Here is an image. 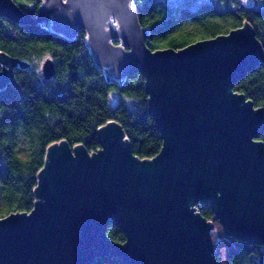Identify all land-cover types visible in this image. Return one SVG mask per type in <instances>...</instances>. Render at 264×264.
Instances as JSON below:
<instances>
[{"label":"water","instance_id":"95a60500","mask_svg":"<svg viewBox=\"0 0 264 264\" xmlns=\"http://www.w3.org/2000/svg\"><path fill=\"white\" fill-rule=\"evenodd\" d=\"M135 0H42L35 19L67 39L79 33L98 70L114 82L141 73L161 153L140 160L120 125L98 131L101 149L50 145L30 213L0 219V264H218L214 225L197 206L209 203L227 236L264 245V107L235 85L264 64L251 26L184 49L153 52ZM31 19V20H30ZM0 89L17 87L26 64L0 53ZM44 81L56 75L52 59ZM110 223L126 236L108 237Z\"/></svg>","mask_w":264,"mask_h":264},{"label":"trees","instance_id":"16d2710c","mask_svg":"<svg viewBox=\"0 0 264 264\" xmlns=\"http://www.w3.org/2000/svg\"><path fill=\"white\" fill-rule=\"evenodd\" d=\"M41 5L42 0H0V53L26 64L14 69L17 87L0 89V219L34 209L39 174L52 144L82 145L96 153L101 149L99 129L115 122L140 160L154 159L164 145L149 112L145 76L111 81L95 66L84 32L70 40L14 14L16 8L35 19ZM133 5L149 31L146 45L153 52L178 51L246 25L264 50V0H135ZM47 59L53 60L56 75L44 81ZM234 91L256 109L264 107V64L248 72ZM259 140L264 144V134ZM197 211L216 230L212 239L215 243L219 238L214 246L218 264H264V245L227 236L209 203L198 205ZM107 234L115 243L126 242L114 223ZM94 264L123 263L102 257Z\"/></svg>","mask_w":264,"mask_h":264},{"label":"rangeland","instance_id":"374dc122","mask_svg":"<svg viewBox=\"0 0 264 264\" xmlns=\"http://www.w3.org/2000/svg\"><path fill=\"white\" fill-rule=\"evenodd\" d=\"M216 234V230L214 229L213 230V235H215ZM219 242V238L217 239V241L215 242V243H218ZM214 243V242H213ZM215 243H214V246H215Z\"/></svg>","mask_w":264,"mask_h":264}]
</instances>
